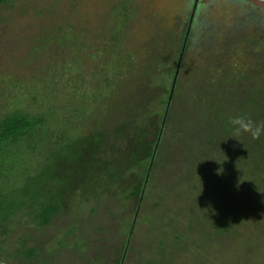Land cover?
I'll list each match as a JSON object with an SVG mask.
<instances>
[{"label":"rangeland","instance_id":"obj_1","mask_svg":"<svg viewBox=\"0 0 264 264\" xmlns=\"http://www.w3.org/2000/svg\"><path fill=\"white\" fill-rule=\"evenodd\" d=\"M24 1L29 0H16L13 7L7 3L3 10L0 4L4 14L12 15L8 20H0V71L8 75L1 76L6 81L21 82L24 75H29L23 60L34 45L40 44L32 41L33 36L41 34L50 24L47 12L37 15L32 8L24 14ZM55 1L63 4L61 12L72 21L66 34L71 40L69 49L79 52L82 48L78 37L83 36L84 29L95 30L90 29L89 21L95 22L92 15L103 8L105 0H80L75 9H71L68 5L71 2L67 0H43V5ZM141 3L145 4L142 20L135 25L138 44L155 33L159 21L165 23L163 28L174 29L179 17L180 24L188 19L185 12L189 10V0H142ZM204 5L206 9H201L209 13L203 32L206 38L212 43L215 38H222L223 41L218 39L215 43H220V50L216 48L220 54L222 46L232 39L231 51H235L225 54L220 70L216 67L219 62L209 58L215 48L207 50L205 61L197 60L190 52L184 59L180 86L184 83L186 92L177 96L170 113L176 120L173 124L176 133L170 146L160 154L163 169L152 176L140 213L130 210L131 201L125 206L120 202L108 208L101 206L97 211H92L84 201L85 205L78 206L72 185L75 172L66 165L72 157L49 156L41 172L27 180L23 178L24 161L20 160L19 170L10 178V189L5 195L7 214L4 217L0 212L4 217L0 220V264H111L119 259L124 248L121 240L109 239V235L117 229V238H120L125 223L131 218L136 225L127 240H132L128 264L264 263V208H258L264 205V134L259 139L248 134L235 139L231 137L230 123L235 116L264 123V53L250 57L260 49L252 41L257 34L264 35V9L246 0H201V7ZM250 15L254 16L251 20ZM81 21L87 27L77 26ZM203 33L196 39L199 47L205 42ZM85 35L90 38L91 46L94 35ZM55 37L62 39L60 33ZM84 61L73 60L77 67ZM37 63V67L42 65L41 60ZM195 86L196 90H191ZM197 92L204 95L197 97ZM1 97L5 99L7 95ZM196 97L199 99L193 102ZM198 102L202 106L201 127H208L211 119H216L219 125L220 137L213 151L207 152L198 141L204 128L200 131L196 126L197 130L193 128L189 136L182 134L193 113L190 104L198 106ZM249 145L252 151L247 152ZM211 161L214 165H207ZM192 170L193 174L188 173ZM259 177L261 183L257 186V182L255 187L253 179ZM133 179L126 188L129 193L137 187V180ZM170 184L175 185V190ZM107 192L102 189L98 193L100 199ZM54 200L59 201V210L46 223L41 220L44 219L42 205ZM27 253L32 256H26Z\"/></svg>","mask_w":264,"mask_h":264},{"label":"trees","instance_id":"obj_2","mask_svg":"<svg viewBox=\"0 0 264 264\" xmlns=\"http://www.w3.org/2000/svg\"><path fill=\"white\" fill-rule=\"evenodd\" d=\"M15 1L2 0L1 9L3 10L7 3H12L10 6L13 7ZM67 1L71 2H68L71 9H75L80 0ZM141 1L107 0L106 3L105 0L103 8L92 15L95 22L89 21L90 29L95 30L84 29L83 36L78 37L77 41L82 48L79 52L69 49L71 40L66 38V34H69L72 21L61 12L63 4L59 5L58 1H55L44 6L43 0L41 3L39 0L22 2L25 7L24 14L32 8L37 15L47 12L50 15V24L41 34L33 36L32 41L40 44L34 45L23 60L24 69L29 71V75H24L23 81H6L1 76L8 75L0 71V212L4 217L7 214L4 210L7 208L5 195L10 189L8 183L19 170V161H24L23 178L27 180L36 177L49 160V156L55 155L72 157V161L66 165L67 169L73 168L75 172L76 178L72 185L78 196V206L85 205L82 202L84 201L92 211H97L101 206L108 208L117 202L126 205L131 201L130 210L137 212V215L140 213L152 176L163 169L160 154L170 146L169 142L176 133L177 128H173L176 120L170 113L177 96L186 92L185 84L180 86L183 61L189 52L193 57H197V60L201 58L205 61V58H208L205 55L207 50H220V43H215H218V39L222 40L215 38L212 43L206 38L207 35L203 32L206 21L209 22V13L201 9L205 10L206 5L201 7V0H198L192 20L197 0H189V10L185 12L188 19L183 21V24L179 23L182 19L180 17L179 22L173 25L174 29L166 26L163 28L165 23L159 21L155 33L143 44H138L135 25L142 20L140 16L145 4ZM22 12L20 14H23ZM250 16L249 20L254 17ZM11 17L12 15L4 14L0 10L1 21ZM82 21L77 23V26L87 27ZM57 33L61 34V40L55 37ZM85 33L94 35L93 45L88 44L90 38ZM202 33L205 42L199 47L196 39L201 37ZM231 40H227V44H221V54L216 49L215 54L209 57L212 62H219L216 66L219 70L221 64L224 66L225 54L235 51H231ZM252 42L258 44L260 49L256 55L250 57L262 55L264 35L257 34L256 40ZM184 45L180 72L167 113ZM201 47L203 48L198 51ZM81 53L84 56H81ZM84 59L79 67L73 62ZM37 60L42 63L39 67ZM219 82L223 81L220 79ZM192 89L196 90V86ZM2 94H6L7 99H3ZM200 95H204L203 92ZM197 97L192 101L197 102ZM196 105L190 104L193 113L190 114L187 129L186 125L184 130L182 129L183 136H189L194 129L201 131L204 128L201 127L200 119L203 117L200 115L202 106ZM207 126L200 132V140H197L200 146H205V150L209 152L216 147L215 142L220 135L216 119H211V124L208 123ZM250 145L246 148L247 152L252 151ZM208 163L207 165H214V161ZM176 170L174 167L173 171ZM188 173L193 174V170ZM132 178L133 181L137 180V187L129 193L126 188L131 184ZM185 179H182L181 183H184ZM253 180L255 187L257 182V186L260 185V177ZM117 182L123 185L116 184ZM63 188V184L59 186L61 192ZM101 188L108 190L106 195H102V199L98 194ZM170 188L174 189L175 185L170 184ZM58 202L54 200L48 205H42L41 218L44 219L41 220L51 222L52 215L59 210ZM258 208L263 209L264 205H258ZM130 220L132 221V218L125 223L120 238H117V229L109 235V239L121 240L124 248L119 259L111 264H121L122 261L123 264H128L132 240H127L136 225ZM227 231L225 229V232ZM109 245L106 246L109 248ZM26 256L32 255L27 253Z\"/></svg>","mask_w":264,"mask_h":264},{"label":"clouds","instance_id":"obj_3","mask_svg":"<svg viewBox=\"0 0 264 264\" xmlns=\"http://www.w3.org/2000/svg\"><path fill=\"white\" fill-rule=\"evenodd\" d=\"M230 123L233 126L231 137L235 139L244 134L250 135L253 139H259L264 134V123H256L244 116H235Z\"/></svg>","mask_w":264,"mask_h":264},{"label":"water","instance_id":"obj_4","mask_svg":"<svg viewBox=\"0 0 264 264\" xmlns=\"http://www.w3.org/2000/svg\"><path fill=\"white\" fill-rule=\"evenodd\" d=\"M248 1L253 3V4H255V5H257V6H259L262 9H264V0H248ZM197 5H198V0L196 1L195 9H194V12H193V15H192V18H191L192 20L194 19L195 12H196V9H197ZM184 50H185V45H184L183 51H182L181 56H180V61H179V64H178V67H177V71H176V75H175V79H174V82H173V87H172V91H171V95H170L169 103H168V107H167V113H168V110H169L171 102H172L173 93H174V90H175V87H176V83H177V79H178V76H179ZM166 116H167V114H166ZM164 124H165V119H164V123H163V128H164ZM163 128H162V131H163ZM162 131L160 133V138H161V135H162ZM160 138L158 140V144H159ZM158 144H157L156 148H158ZM150 171H151V168L149 170L148 177H149ZM135 222L136 221L134 220V224H135Z\"/></svg>","mask_w":264,"mask_h":264}]
</instances>
